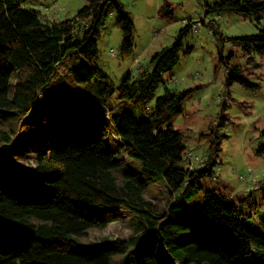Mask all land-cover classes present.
<instances>
[{
  "label": "trees",
  "instance_id": "1",
  "mask_svg": "<svg viewBox=\"0 0 264 264\" xmlns=\"http://www.w3.org/2000/svg\"><path fill=\"white\" fill-rule=\"evenodd\" d=\"M30 1L0 0V151L10 145L4 143L8 138L2 123L15 113L19 117L28 113L40 91L53 87L65 58L73 83L91 85L106 78L91 62L109 14H114L121 32V50L131 49L133 25L120 0H87L72 18L54 22L44 21L37 9H23ZM206 8V15L228 12L259 17L264 2L219 0ZM172 13V7L164 3L158 14L169 20ZM227 41L263 55L264 26L257 35ZM180 44L181 37L158 55L161 68L176 64ZM78 60L85 64L71 68ZM248 63L257 68L252 59ZM244 71L234 68L226 85L255 91L259 86L248 83ZM129 80L126 77L117 89L107 90L108 95L126 101L138 98ZM156 82L141 84L139 89H152ZM170 96L158 98L155 115L162 114L168 102H175ZM83 108L77 137L65 138L58 148L48 145L49 137L38 135L29 147L36 153L35 166L29 169L41 178L40 192L30 188L24 172L0 157V264H110L117 255L123 256L119 264H161L158 246L177 264H264V256L259 260L254 255V250L264 251V234L254 233L242 221L246 216L261 228L257 232L264 233V219L255 218V207L214 190L205 192L206 203L198 214L180 210L177 204L178 196H187L191 188L197 190L199 177L214 173L211 157L220 150L218 128L224 126L226 117L221 115L214 132L201 135L208 138V147L204 167L198 172L177 166L186 150L185 139L171 126L160 130L127 112L111 116L105 105L89 101ZM105 121L125 158H115L107 148ZM127 159L137 170L124 172L118 182L113 172L124 168ZM158 179L164 180L170 202L162 214L144 197L149 184ZM122 208L138 219L129 239L83 246L70 238L122 221Z\"/></svg>",
  "mask_w": 264,
  "mask_h": 264
},
{
  "label": "rangeland",
  "instance_id": "2",
  "mask_svg": "<svg viewBox=\"0 0 264 264\" xmlns=\"http://www.w3.org/2000/svg\"><path fill=\"white\" fill-rule=\"evenodd\" d=\"M86 1L32 0L22 8L37 9L47 22L64 21L72 18ZM217 1L120 0L133 25L131 49L121 50V32L114 14H109L96 40L97 56L91 62L106 78L91 85L73 83L66 67L70 62L65 58L58 67L61 74L56 75L53 87L40 91L28 113L22 117L15 113L2 123L8 138L4 143L10 145L0 151V157L24 172L30 188L40 192L43 188L41 178L29 169L35 166L36 153H31L29 147L38 135L49 137L48 145L58 148L63 146L65 138L77 137L81 132L78 116L83 114L86 109L83 106L89 101L95 106L105 105L111 116L127 112L137 120L152 122L160 130L171 126L179 131L185 139L186 150L177 166L202 172L208 138L201 135L214 132L222 115L227 121L218 128L220 150L211 157L214 173L199 177L197 190L191 188L187 196H178L177 204L180 210L198 214L206 203L205 192L214 190L233 201L240 200L244 205L255 207V218L264 219V150L261 149L264 147V54L257 55L252 48L243 49L233 45L235 42L227 41L257 35L264 26V13L259 17L228 12L206 15V6ZM164 3L173 10L169 20L158 14ZM186 26H190L187 32L180 35ZM179 37L181 44L176 64L170 69L161 68L158 55L171 48ZM249 59L257 68L251 67ZM76 64L71 68L85 63L78 60ZM234 68L244 69L246 81L259 88L252 91L237 84L227 86ZM126 77H130L129 83L135 86L138 98L126 101L109 96L107 90L117 89ZM155 81L157 85L152 89H139L141 84H154ZM167 94L173 96L175 102H168L164 112L155 115L158 98ZM176 110L179 113L173 114ZM71 116L73 119L69 120ZM105 124L107 148L115 158H125L110 134L109 121ZM196 157L198 161L194 159ZM136 170L137 166L127 159L126 166L113 174L119 182L124 172ZM144 197L156 207L158 214L166 212L170 205L163 179L150 183ZM120 212L122 221L112 223L104 230L90 229L82 237L70 238L83 246L129 239L138 219L126 209L122 208ZM242 221L254 233L264 234L256 231L261 228L255 221L246 216ZM254 255L263 260L264 251L254 250ZM156 256L161 264H177L161 246H158ZM122 259L121 255L114 256L110 264H119Z\"/></svg>",
  "mask_w": 264,
  "mask_h": 264
},
{
  "label": "crops",
  "instance_id": "3",
  "mask_svg": "<svg viewBox=\"0 0 264 264\" xmlns=\"http://www.w3.org/2000/svg\"><path fill=\"white\" fill-rule=\"evenodd\" d=\"M239 201V200H238Z\"/></svg>",
  "mask_w": 264,
  "mask_h": 264
}]
</instances>
